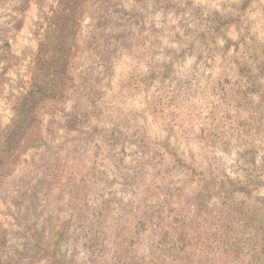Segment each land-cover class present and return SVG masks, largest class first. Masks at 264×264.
Returning <instances> with one entry per match:
<instances>
[{
  "label": "rangeland",
  "instance_id": "1",
  "mask_svg": "<svg viewBox=\"0 0 264 264\" xmlns=\"http://www.w3.org/2000/svg\"><path fill=\"white\" fill-rule=\"evenodd\" d=\"M1 144L0 264H264V0H0Z\"/></svg>",
  "mask_w": 264,
  "mask_h": 264
},
{
  "label": "trees",
  "instance_id": "2",
  "mask_svg": "<svg viewBox=\"0 0 264 264\" xmlns=\"http://www.w3.org/2000/svg\"><path fill=\"white\" fill-rule=\"evenodd\" d=\"M35 96H36V95H34V97H35ZM46 96H47V94H46ZM10 128H12V127H10ZM12 134L15 135V130H13V131L11 132V134L9 135L10 138H11ZM14 135H13V136H14ZM11 140H12V138L10 139V141H11ZM6 144H10V142L8 141ZM29 147H34V146H29ZM26 148H27V147H26ZM1 150H2V144H1V148H0V153H1ZM11 150H12V148H10V146H9V147H7V148L5 149V152L9 153ZM8 169H9L8 165L5 164V165H3V166L0 168V173H1L2 170H4V173H9L10 170H8Z\"/></svg>",
  "mask_w": 264,
  "mask_h": 264
}]
</instances>
